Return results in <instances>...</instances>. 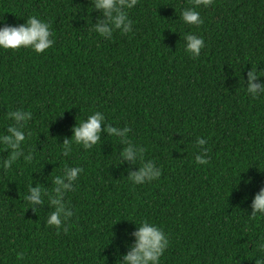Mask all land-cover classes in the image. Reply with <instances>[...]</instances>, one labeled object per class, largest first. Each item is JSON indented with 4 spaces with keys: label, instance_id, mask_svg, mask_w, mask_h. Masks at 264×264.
Here are the masks:
<instances>
[{
    "label": "trees",
    "instance_id": "16d2710c",
    "mask_svg": "<svg viewBox=\"0 0 264 264\" xmlns=\"http://www.w3.org/2000/svg\"><path fill=\"white\" fill-rule=\"evenodd\" d=\"M192 6L137 0L124 9L131 31L109 38L94 30L108 22L94 0H0V27L36 16L53 40L40 54L0 48V135L15 125L9 112L31 113L18 126L20 157L0 167V264H119L143 220L168 237L160 264L264 260V217L250 219L264 188V95L246 91L252 69L253 83H264V0H213L197 9L199 25L181 20ZM189 33L204 40L195 58L185 52ZM96 111L100 140L73 143L65 156L63 141ZM106 126L129 131L117 138ZM198 137L209 150L200 165ZM126 143L144 149L142 161L123 159ZM9 154L0 146V164ZM146 161L161 175L133 184ZM66 167L83 171L63 196L73 215L58 231L46 225L48 197L36 211L25 196L37 184L54 195Z\"/></svg>",
    "mask_w": 264,
    "mask_h": 264
},
{
    "label": "clouds",
    "instance_id": "9594fccd",
    "mask_svg": "<svg viewBox=\"0 0 264 264\" xmlns=\"http://www.w3.org/2000/svg\"><path fill=\"white\" fill-rule=\"evenodd\" d=\"M191 2L192 7L180 12L181 20L188 25H199L203 21L197 9L207 8L213 3V0H191ZM136 3L137 0H94L95 8L102 9L104 16L108 18L107 23L98 22L95 25V32L102 37L107 36L109 38H111L113 31L117 29L124 33L130 32L132 21L128 18L124 9H131ZM3 20L4 18H0V22H3ZM51 35L48 23L36 16H30L27 18L26 23L19 25L5 24L0 27V48L15 50L24 47L40 54L52 46ZM184 40L185 52L193 58L198 57L204 47L203 38L194 33H189L184 36ZM258 76L260 75L254 69L248 73L246 91L251 94L253 99L264 95V83H253ZM30 117L31 113L19 110L8 113V118L15 121V125H9L7 134L0 135V146L3 150H10L9 157L0 164V167L5 170L10 169L21 155V145L25 141L26 135L18 126H21V122L24 126ZM104 121L105 117L99 111L79 121L73 127L71 139L66 138L63 141V154L65 156L69 154L73 143L82 146L84 149H91L96 145L100 140L101 125ZM104 130L117 138L126 137L129 131L128 128L120 129L112 126H106ZM122 142L126 141L122 140ZM205 143V139L197 138L196 146L200 149V152L195 156V162L198 165L207 163L209 150L203 148ZM143 154L144 149L132 143H126V147L120 153L124 160L132 162H136L138 158L142 161ZM30 159V157H25V160L30 161ZM82 171L83 169L80 167H66L62 175L53 177L55 187L52 192L54 195L43 190L39 184L36 187L28 186V194H26L25 199L33 208L36 204L44 203V200L41 199L42 194L48 197V203L53 210L47 216V226H54L59 231L65 221L73 215L72 210L65 206L63 196L65 192L73 190V184ZM160 175V169L152 161H146L140 163L138 170L131 172L128 178L133 184H144L158 178ZM252 209L253 213L250 219L257 218L258 214L264 217V188L255 195ZM34 210L37 211L35 208ZM139 225L138 230L134 233L136 237L134 244L119 264H160V259L169 245L168 237L159 226L150 223L148 220L139 222ZM64 231H67V228H64ZM261 247L264 248V245H261ZM18 256H22V254H18ZM257 264H264V260H258Z\"/></svg>",
    "mask_w": 264,
    "mask_h": 264
}]
</instances>
